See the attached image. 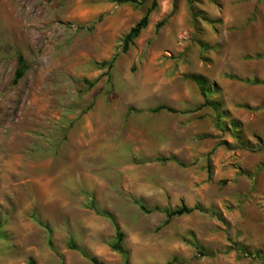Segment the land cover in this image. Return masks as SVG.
<instances>
[{"label":"rangeland","instance_id":"rangeland-1","mask_svg":"<svg viewBox=\"0 0 264 264\" xmlns=\"http://www.w3.org/2000/svg\"><path fill=\"white\" fill-rule=\"evenodd\" d=\"M173 2L0 0V264H264V0Z\"/></svg>","mask_w":264,"mask_h":264},{"label":"trees","instance_id":"trees-1","mask_svg":"<svg viewBox=\"0 0 264 264\" xmlns=\"http://www.w3.org/2000/svg\"><path fill=\"white\" fill-rule=\"evenodd\" d=\"M122 1H128V2H136L137 0H122ZM176 0H174L173 5L175 6ZM148 17H149V11L131 28V30L123 37L122 42V51L125 52L128 50L129 45L134 42V39L138 37L141 30L144 29L148 24ZM201 49L207 47L206 45H201ZM18 60L20 62V66L17 69V72L14 77V82H17L18 79H20L24 74V66L22 64L23 56L21 54L18 55ZM162 109H166L167 111H174L172 108H169L165 105H158L156 106L153 111H160ZM194 208H188L187 206H182L176 210L166 211L167 220L166 223L173 218L174 216H180L185 213H189L193 211ZM118 230V228H117ZM118 240H121L120 233L118 234ZM95 264H100L97 260L93 259Z\"/></svg>","mask_w":264,"mask_h":264}]
</instances>
